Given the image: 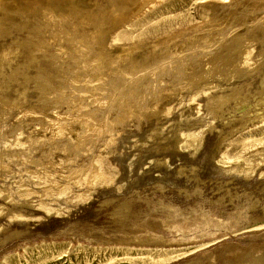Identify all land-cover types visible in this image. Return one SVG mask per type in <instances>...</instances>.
<instances>
[{"label":"rangeland","instance_id":"rangeland-1","mask_svg":"<svg viewBox=\"0 0 264 264\" xmlns=\"http://www.w3.org/2000/svg\"><path fill=\"white\" fill-rule=\"evenodd\" d=\"M0 264H264V0H0Z\"/></svg>","mask_w":264,"mask_h":264}]
</instances>
